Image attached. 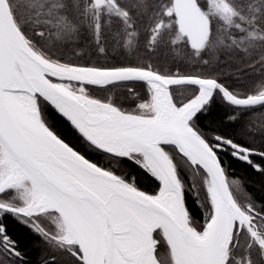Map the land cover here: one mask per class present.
I'll list each match as a JSON object with an SVG mask.
<instances>
[{
	"label": "snow or ice",
	"instance_id": "1",
	"mask_svg": "<svg viewBox=\"0 0 264 264\" xmlns=\"http://www.w3.org/2000/svg\"><path fill=\"white\" fill-rule=\"evenodd\" d=\"M82 40L89 56L142 54L75 62ZM160 52L197 70L162 71ZM222 53L238 62L218 73ZM232 70L262 78L243 92ZM257 106L264 0H0V264H27L19 226L44 264H264V199L238 196L223 159L264 176V143L221 130Z\"/></svg>",
	"mask_w": 264,
	"mask_h": 264
},
{
	"label": "trees",
	"instance_id": "2",
	"mask_svg": "<svg viewBox=\"0 0 264 264\" xmlns=\"http://www.w3.org/2000/svg\"><path fill=\"white\" fill-rule=\"evenodd\" d=\"M144 37L141 36V48L143 47ZM61 47L62 45H57ZM74 52H81V55H74ZM88 49L85 46V42L82 40L78 45L70 46L68 48L69 58L79 63H92L101 66L111 65L114 63H137L140 52H132L126 50L123 54H115L109 50L107 56H97L87 54ZM222 63L219 65L217 72L229 70L227 65L233 64L238 61H230L226 53L221 54ZM154 67L160 68L162 71H175L177 68L183 73H194L197 67L189 62L173 61L171 57L165 56L163 52L158 53L153 58ZM201 71H206L201 69ZM236 73L232 70L231 76L228 78L229 82L239 87L240 91L249 92L252 89V85L259 81L262 77L259 73H252L250 75L242 76L240 80L236 79ZM139 90V89H138ZM93 94L97 96H122L123 89L112 88L107 91L94 89ZM213 111L220 114L222 117H226L228 114L233 113V109L217 97L215 104L213 105ZM224 126L221 128L222 131H226L233 136L234 139L242 142L249 143L253 147L259 148L264 143V138L260 135H256L253 139L247 134L245 125H249L254 129L264 128V107L257 106L256 108L249 109L243 116V118L235 126H228L229 121L224 120ZM224 165L229 173V178L235 179L237 177L243 178L244 189H234L237 195L243 198L244 194H250L257 201L264 199V176L254 172L250 166L232 159L230 156H224ZM253 160L256 163H261L258 157H254ZM129 171V169H125ZM140 187L146 191H155V185L150 184L147 180L140 178ZM194 219L197 222H202L203 211L198 206H194ZM16 236L19 238L21 243V250L25 254V260L27 264H44L48 258V249L43 242L38 238L31 236L24 229L23 226H19L16 230Z\"/></svg>",
	"mask_w": 264,
	"mask_h": 264
},
{
	"label": "flooded vegetation",
	"instance_id": "3",
	"mask_svg": "<svg viewBox=\"0 0 264 264\" xmlns=\"http://www.w3.org/2000/svg\"><path fill=\"white\" fill-rule=\"evenodd\" d=\"M254 158V157H253ZM259 158V157H258Z\"/></svg>",
	"mask_w": 264,
	"mask_h": 264
}]
</instances>
